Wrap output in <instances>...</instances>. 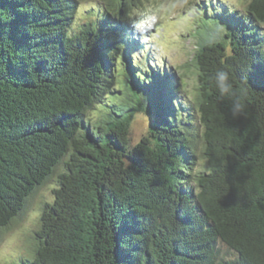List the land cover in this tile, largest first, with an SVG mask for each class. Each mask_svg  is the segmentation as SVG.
I'll list each match as a JSON object with an SVG mask.
<instances>
[{"label":"trees","instance_id":"16d2710c","mask_svg":"<svg viewBox=\"0 0 264 264\" xmlns=\"http://www.w3.org/2000/svg\"><path fill=\"white\" fill-rule=\"evenodd\" d=\"M135 1L74 29L78 0H0V231L52 184L15 264H264V0L195 3L188 104L135 62Z\"/></svg>","mask_w":264,"mask_h":264},{"label":"rangeland","instance_id":"374dc122","mask_svg":"<svg viewBox=\"0 0 264 264\" xmlns=\"http://www.w3.org/2000/svg\"><path fill=\"white\" fill-rule=\"evenodd\" d=\"M218 1L238 11L243 8L245 2ZM196 2L199 0H137L124 9V19L133 28L134 36L145 32L144 37L139 35L141 39L137 38V42L148 45L145 49L138 48V58L133 48L131 49L135 62L141 60L148 66L149 62H156L157 68L166 65L174 76H178V99L186 104L191 103L198 86L196 70L190 63L196 45L193 20ZM104 5V0H78L72 28L77 29L89 17L100 13ZM144 14L154 15L155 22L138 25L137 22ZM149 121L145 112L135 113L130 125L131 143H136L146 133ZM51 190L50 182L41 186L30 197L20 216L8 228L0 231V264H15L19 258L29 256V250L34 244V232L39 226L40 211L44 203L51 200Z\"/></svg>","mask_w":264,"mask_h":264},{"label":"clouds","instance_id":"9594fccd","mask_svg":"<svg viewBox=\"0 0 264 264\" xmlns=\"http://www.w3.org/2000/svg\"><path fill=\"white\" fill-rule=\"evenodd\" d=\"M155 19H156V17L154 16V15H152V14H144L143 16H142V19L140 20V21H138L137 22V24L138 25H140V26H142V25H146V24H148L149 23V21H151V22H155ZM226 74L225 73H219L218 74V80H226ZM226 89H222V91H225ZM236 108H237V110L240 112V113H243V110H244V105L243 104H241L239 101H237V104H236ZM236 115V112L234 111L233 112V116H235Z\"/></svg>","mask_w":264,"mask_h":264}]
</instances>
